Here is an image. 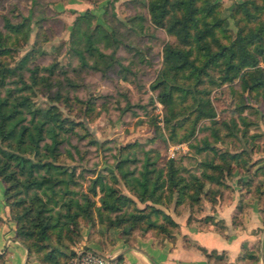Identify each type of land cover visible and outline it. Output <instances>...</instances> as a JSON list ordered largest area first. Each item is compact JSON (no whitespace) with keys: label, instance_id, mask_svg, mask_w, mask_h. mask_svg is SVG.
<instances>
[{"label":"rangeland","instance_id":"rangeland-1","mask_svg":"<svg viewBox=\"0 0 264 264\" xmlns=\"http://www.w3.org/2000/svg\"><path fill=\"white\" fill-rule=\"evenodd\" d=\"M230 11L222 6L220 15L226 18L230 38L241 54L246 39L228 18ZM28 13L27 36L3 28V17L14 22ZM147 13V0H0V30L9 36V51L2 56L3 61L14 65L27 54L19 74L29 84L30 72L36 69L35 84L27 91L32 104L53 105L72 125L59 133L62 144L58 164L74 172L75 183L70 187L76 195L86 192L95 205L100 203L97 196L101 192L96 187L95 195H90L87 187L100 173L117 193L130 196L137 207H143L145 203L133 195L137 190L133 176L139 175L145 155L153 167L164 171L165 165L172 162L178 175L186 178L200 175L201 162L223 160V154L247 161L245 167L264 164L263 98L245 88L239 78L223 85L200 87L208 92L203 99L215 111L213 120L204 117L195 122L197 111L189 96L173 99L174 117L158 100L157 89H151L150 83L164 67L163 46L178 41L163 27L150 23ZM94 23L99 24V32L92 43L94 51L88 53L84 51V33ZM75 47L82 51L86 65L80 63ZM111 57L121 65L113 61L107 67ZM45 66H53V71L49 73ZM259 66L264 72V63ZM15 77H8V85H19L18 81L12 82ZM126 101L132 105L122 110ZM166 118L171 119L169 124ZM171 126H176L173 133ZM206 144L213 149L198 151ZM125 170L132 172L124 176ZM248 175L236 166L231 177L237 181ZM159 194L161 202L148 203L165 212L170 210L174 192L171 196L160 190ZM19 196L28 203L29 193ZM126 208L132 209V205ZM97 222L105 221L96 220L94 211L92 218L79 219L78 229ZM138 225L136 230L144 233L143 223ZM80 231L72 232L71 237L62 236L61 245L56 246L68 254L71 245L79 244ZM46 241L55 244L52 239Z\"/></svg>","mask_w":264,"mask_h":264},{"label":"trees","instance_id":"trees-1","mask_svg":"<svg viewBox=\"0 0 264 264\" xmlns=\"http://www.w3.org/2000/svg\"><path fill=\"white\" fill-rule=\"evenodd\" d=\"M221 8L222 3L218 0H147L150 23L163 27L178 41L176 45L166 43L163 46L164 67L157 71L150 83L151 89H157L158 100L168 108L172 117L175 116L173 99L179 96L185 100L189 96L197 111L195 122L204 117L213 120L215 111L208 106V100L203 99L208 92L200 87L210 83L223 85L236 78L250 92L260 93L264 102V72L259 66L264 63V0H241L228 15L237 32L246 39L241 54L236 52L227 20L220 15ZM29 19V13L14 22L3 17V28L27 36L26 22ZM97 29L99 24L94 23L93 28L88 27L84 33L85 52L94 51L92 43ZM8 43L9 36L0 30V180L3 202L9 207L16 237L26 248L28 256L42 264H66L68 254L56 245H61L62 236L71 237L72 232L78 233L79 219L92 218L94 211L96 220L105 221V228H121L125 240L139 232L136 230L139 222L143 223L144 233L170 234L176 228L175 221L162 208L148 201L161 202L160 190H166L171 196L173 192L175 194L174 208L184 204L195 209L203 198L212 201L219 188L227 187L225 181L232 179L236 166L250 174L236 182L248 191L260 193L259 187L264 183L260 178L264 176V164L251 168V163L245 167L247 161H239L238 157L235 160L234 154H223L220 156L223 160L212 159L198 164L200 175L190 178L178 175V169L170 161L165 165V171L153 167V162L145 155L139 175L133 176L137 187L133 195L145 203L143 207H137L130 196L117 193L105 183L100 173L87 187L90 195H95L98 187L101 192L97 196L99 204L95 205L86 192L76 195L70 187L75 183L74 172L58 164L62 144L59 133L72 125L53 105L39 107L32 104L27 91L35 84L36 69L30 72L29 84L25 83L19 70L24 67L27 54L14 65L7 64L2 56L9 51ZM74 52L80 63L86 65L82 51L75 47ZM113 61L120 64L111 57L106 66ZM44 68L49 73L53 71V66ZM10 76H16L12 82L18 81L19 85H8ZM131 105L126 101L122 110ZM170 120L166 118V124ZM175 128L171 126L172 133ZM206 149L213 148L206 144L198 151ZM131 172L125 170L123 175ZM22 192L29 193L28 203L19 196ZM128 205H132V209H125ZM111 212L114 214L108 215ZM46 239L54 240L55 244L47 243ZM0 264H4L1 254Z\"/></svg>","mask_w":264,"mask_h":264},{"label":"crops","instance_id":"crops-1","mask_svg":"<svg viewBox=\"0 0 264 264\" xmlns=\"http://www.w3.org/2000/svg\"><path fill=\"white\" fill-rule=\"evenodd\" d=\"M218 1L230 10L241 0ZM225 184L212 201L203 198L195 209L183 204L167 210L176 223L170 234L138 232L125 240L121 228L107 229L97 222L82 226L77 246L100 251L118 264H264V183L260 193L248 191L233 179ZM2 186L0 181V254L4 264H42L27 255L16 237Z\"/></svg>","mask_w":264,"mask_h":264},{"label":"built area","instance_id":"built-area-1","mask_svg":"<svg viewBox=\"0 0 264 264\" xmlns=\"http://www.w3.org/2000/svg\"><path fill=\"white\" fill-rule=\"evenodd\" d=\"M67 258L66 264H118L115 258L83 245L72 247Z\"/></svg>","mask_w":264,"mask_h":264}]
</instances>
